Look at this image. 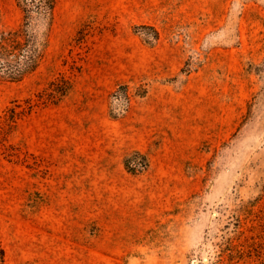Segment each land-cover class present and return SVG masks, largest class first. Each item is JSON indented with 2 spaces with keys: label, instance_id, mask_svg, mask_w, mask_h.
I'll list each match as a JSON object with an SVG mask.
<instances>
[{
  "label": "rangeland",
  "instance_id": "obj_1",
  "mask_svg": "<svg viewBox=\"0 0 264 264\" xmlns=\"http://www.w3.org/2000/svg\"><path fill=\"white\" fill-rule=\"evenodd\" d=\"M0 238L5 264H264V0H59L43 64L0 79Z\"/></svg>",
  "mask_w": 264,
  "mask_h": 264
},
{
  "label": "trees",
  "instance_id": "obj_2",
  "mask_svg": "<svg viewBox=\"0 0 264 264\" xmlns=\"http://www.w3.org/2000/svg\"><path fill=\"white\" fill-rule=\"evenodd\" d=\"M21 21L14 28L0 26V79L19 82L43 64L51 43L59 0H14ZM71 88L66 82L54 90L64 96ZM0 238V264H5Z\"/></svg>",
  "mask_w": 264,
  "mask_h": 264
}]
</instances>
